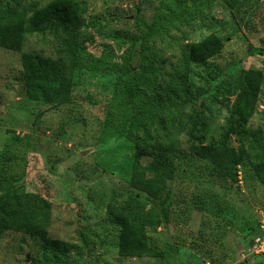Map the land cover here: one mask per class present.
I'll return each instance as SVG.
<instances>
[{
    "label": "rangeland",
    "instance_id": "obj_1",
    "mask_svg": "<svg viewBox=\"0 0 264 264\" xmlns=\"http://www.w3.org/2000/svg\"><path fill=\"white\" fill-rule=\"evenodd\" d=\"M49 1L32 0L39 6ZM83 1L80 80L69 103L52 107L32 99L25 88L22 53L55 56L53 37L29 34L22 51L0 47V181L6 174L15 187L49 199L48 234L75 242L78 249L56 262L39 238L6 230L0 241V264H34V257L39 264H264V252L253 250L254 240L264 236L260 227L264 186L248 158L238 167V198L229 183L209 173V165L189 159L170 182V221L147 229L164 256L119 254L117 228L107 219L106 208L127 197L135 149L105 124V118L138 9L139 16L151 20L160 0ZM199 1L201 8L189 11L194 17L165 22L167 32L160 33L154 49L158 64L168 70L188 55L192 42L211 32L223 37L220 54L193 64L190 76L197 96L192 108L211 116L207 141L223 143L233 83L242 69L264 71V0H241L234 8L223 0ZM247 127L254 136L241 141L235 134L230 143L257 145L258 131L264 133V84ZM181 141L187 147L186 136Z\"/></svg>",
    "mask_w": 264,
    "mask_h": 264
},
{
    "label": "trees",
    "instance_id": "obj_2",
    "mask_svg": "<svg viewBox=\"0 0 264 264\" xmlns=\"http://www.w3.org/2000/svg\"><path fill=\"white\" fill-rule=\"evenodd\" d=\"M223 1L231 8L241 3V0ZM199 8V0H160L151 20L139 16L141 9H138L130 46L107 106L105 124L135 149L127 197L122 204H108L106 208L107 219L117 228L116 245L123 257L164 256L152 244L147 229L170 221L173 203L170 182L183 172L189 159L196 158L209 165V173L229 183L232 195L238 198V167L248 158L264 186V133L258 131L257 145H248L247 141L238 146L230 143L235 134L241 141L254 136L247 125L259 104L263 69L250 67L239 73L230 90L234 98L225 139L216 143L207 141L211 116L204 109L192 108L197 96L190 76L193 64H204L220 54L225 46L223 37L211 32L192 42L188 55L168 70L158 64L159 53L154 48L160 33L167 32L165 22L171 25L182 18L194 17L189 11ZM83 11V0H50L43 6L32 0L0 2V47L22 51L29 34L50 35L56 41L55 56L22 53L25 88L32 99L52 107L72 100L80 80L77 60ZM182 135L186 136L187 147H183ZM147 158L149 162L144 164L143 159ZM51 213L49 199L15 187L12 178L3 174L0 241L6 230L23 232L39 238L51 260L60 261L76 251L78 245L48 234ZM33 260L34 264L40 262L35 257Z\"/></svg>",
    "mask_w": 264,
    "mask_h": 264
},
{
    "label": "built area",
    "instance_id": "obj_3",
    "mask_svg": "<svg viewBox=\"0 0 264 264\" xmlns=\"http://www.w3.org/2000/svg\"><path fill=\"white\" fill-rule=\"evenodd\" d=\"M260 227L264 233V213L262 214V218L260 220ZM254 242L255 244L253 250L257 253L264 252V236L257 237Z\"/></svg>",
    "mask_w": 264,
    "mask_h": 264
}]
</instances>
